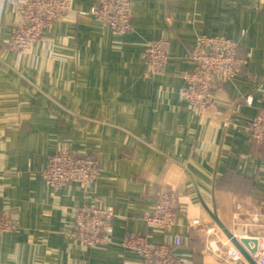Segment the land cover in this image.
Listing matches in <instances>:
<instances>
[{
	"label": "crops",
	"instance_id": "1",
	"mask_svg": "<svg viewBox=\"0 0 264 264\" xmlns=\"http://www.w3.org/2000/svg\"><path fill=\"white\" fill-rule=\"evenodd\" d=\"M14 1L0 0V212L19 226L0 233V264H142L122 243L132 233L170 240L148 219L173 189L184 264H250L229 259L233 244L206 206L238 237L264 236V144L246 131L264 108V0H130L134 30L122 36L70 13L28 53L8 47L21 21ZM202 35L235 40L243 69L217 81L206 115L182 94ZM161 39L166 72L147 76L145 45ZM62 150L98 160V180L47 184L41 171ZM85 204L114 210L107 245L72 236ZM193 219L201 224L187 227Z\"/></svg>",
	"mask_w": 264,
	"mask_h": 264
},
{
	"label": "built area",
	"instance_id": "2",
	"mask_svg": "<svg viewBox=\"0 0 264 264\" xmlns=\"http://www.w3.org/2000/svg\"><path fill=\"white\" fill-rule=\"evenodd\" d=\"M14 5L21 21L13 28L10 45L12 49L23 53L29 52L33 43L42 38L46 27L70 13L93 17L121 36L134 30L130 0H97L90 8L75 7L72 0H15ZM145 46L147 76L164 74L170 52L169 41L164 39L148 41ZM186 58L195 63L196 68L184 74L186 80L182 92L184 100L199 115H206L215 98L217 81L235 79L243 72L239 45L228 37L202 35L189 50ZM246 131L253 141L264 144V108L260 109L248 123ZM100 169V163L94 157L62 150L50 156L47 166L41 171V176L47 184L60 190L71 181L84 185L95 183ZM176 207V190L163 192L148 219L150 225L170 236L169 241L156 242L150 236L141 233H132L123 241L124 247L133 249L142 256V264H184L181 249L185 239L183 234L177 231L181 220L175 215ZM114 218L112 208L85 204L75 212L72 236L88 248L107 245L114 230ZM200 224L199 219L185 222L190 228ZM18 226V221L13 216L0 213V233L15 231ZM209 232L214 233L215 229H210ZM258 239V251L254 257L258 264H264V236ZM210 247L213 252L220 251L216 241H212ZM228 256L230 260L237 262L245 259L234 245L229 248Z\"/></svg>",
	"mask_w": 264,
	"mask_h": 264
},
{
	"label": "water",
	"instance_id": "3",
	"mask_svg": "<svg viewBox=\"0 0 264 264\" xmlns=\"http://www.w3.org/2000/svg\"><path fill=\"white\" fill-rule=\"evenodd\" d=\"M178 165H181V167L184 168V166L178 162H176ZM204 205L206 206L205 202L202 201ZM216 206V203H215ZM214 206V209L211 210L208 206L206 208L211 213L212 217L214 218L217 225L224 231L226 236L229 238V241L243 254L245 259L250 264H258L256 261V258L254 257L255 254L258 251L259 246V239L253 238V237H238L236 234H234L221 220L219 217L216 207Z\"/></svg>",
	"mask_w": 264,
	"mask_h": 264
},
{
	"label": "rangeland",
	"instance_id": "4",
	"mask_svg": "<svg viewBox=\"0 0 264 264\" xmlns=\"http://www.w3.org/2000/svg\"><path fill=\"white\" fill-rule=\"evenodd\" d=\"M101 23H102V22H101ZM103 24H104V23H103ZM104 25H105V24H104ZM34 43H35V42H34ZM34 43H33V44H34ZM8 47H9L10 49H12V48H11V45H10V41H9V43H8ZM32 47H33V45H32ZM13 50H15V49H13ZM31 50H32V48H31ZM31 50H30V51H31ZM15 51H18V50H15ZM30 51H29V52H30ZM18 52H19V51H18ZM20 53H23V52H20ZM26 53H28V52H26ZM0 213H2V212H0ZM4 213H6V212H4ZM7 214H8V213H7ZM9 215H10V214H9ZM7 232H8V231H7Z\"/></svg>",
	"mask_w": 264,
	"mask_h": 264
}]
</instances>
